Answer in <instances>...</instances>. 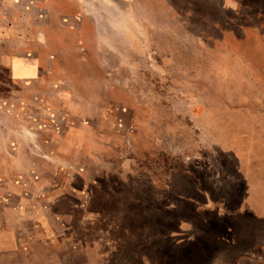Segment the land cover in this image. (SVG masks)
<instances>
[{"label": "rangeland", "instance_id": "rangeland-1", "mask_svg": "<svg viewBox=\"0 0 264 264\" xmlns=\"http://www.w3.org/2000/svg\"><path fill=\"white\" fill-rule=\"evenodd\" d=\"M0 11L15 13L0 12V157L50 155L42 178L0 177L29 191L0 202V264H264L263 5ZM42 22L55 65L24 86L10 63L37 54L22 47ZM15 107L33 121L31 149L5 112Z\"/></svg>", "mask_w": 264, "mask_h": 264}, {"label": "crops", "instance_id": "crops-1", "mask_svg": "<svg viewBox=\"0 0 264 264\" xmlns=\"http://www.w3.org/2000/svg\"><path fill=\"white\" fill-rule=\"evenodd\" d=\"M27 1L33 3L35 6H39V4L43 3L44 0H0L1 3H4L7 6H11V5L19 6V5L24 4V2H27ZM0 12H1V15H4L7 17H12L15 14L11 12L7 13L5 11H0ZM41 18H43L44 20V16L39 17L38 19L41 20ZM45 25H46L45 22L44 23L42 22V25L38 26V32L36 36V39L38 40V42L36 43L28 42L24 47H22L23 49H26V50L38 51L37 54L33 55L29 53V55H26V56H17V57H14L10 63V74L13 80H15L16 82H20L23 85L26 84L24 86H27V83L28 82L31 83L32 81H37V80L45 81L44 71L47 65H49L50 69L52 70L54 68L55 62L49 61V60L47 61V58L43 55V50H47L50 48L48 45L49 41L48 42L44 41V35H47ZM64 27H66L65 30L69 33L75 32V27H73L72 29H68V26L66 25H64ZM8 28H13V25L9 24L7 27V30ZM33 97L34 96H32V98ZM5 112L9 114V116L7 117H10L11 122L15 124V128L17 129L15 132H20V130L25 131L24 136H25V141L27 143L26 146L31 149L32 145L28 143V141H33V140H31L32 138H29L28 136H30L31 134L30 130H31L33 121H30L28 117L24 119L23 114H21V112L16 107L13 110L11 109V111L6 110ZM15 137L19 138L18 134L15 135ZM9 146L15 149L17 146L19 148L21 144L19 145L17 141L11 140L9 142ZM35 146L36 145L33 144V147ZM37 155L36 156H33V155L22 156L20 152L16 154L2 155V157H0V159H2L0 160V170L2 171V174H0V177L18 179L21 177L25 178V177L32 176V177L42 178V175H40L37 171L41 169V167L48 166L50 162L48 158H50V155L49 154H37ZM22 160L23 161L25 160V162H21ZM37 166L40 168L36 169ZM17 179L14 181H17ZM28 194H29V191L22 189V188H20V190H16V189L13 190V189H3L0 186V202L2 199L8 200L10 196H19L18 199L20 203L21 202L24 203L26 201V195ZM244 255H247V256L253 255V251L250 250L249 253L241 254V256H244Z\"/></svg>", "mask_w": 264, "mask_h": 264}, {"label": "trees", "instance_id": "trees-1", "mask_svg": "<svg viewBox=\"0 0 264 264\" xmlns=\"http://www.w3.org/2000/svg\"><path fill=\"white\" fill-rule=\"evenodd\" d=\"M249 1H250V2H253L254 4H257V2H258V4L260 3L261 5L264 6V0H257V1L249 0Z\"/></svg>", "mask_w": 264, "mask_h": 264}]
</instances>
